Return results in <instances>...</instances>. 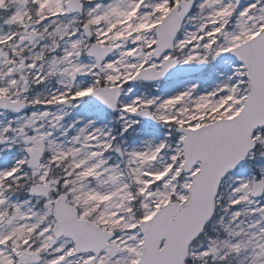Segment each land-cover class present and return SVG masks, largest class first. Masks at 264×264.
I'll use <instances>...</instances> for the list:
<instances>
[{
	"label": "snow or ice",
	"instance_id": "obj_1",
	"mask_svg": "<svg viewBox=\"0 0 264 264\" xmlns=\"http://www.w3.org/2000/svg\"><path fill=\"white\" fill-rule=\"evenodd\" d=\"M0 264H264V0H0Z\"/></svg>",
	"mask_w": 264,
	"mask_h": 264
}]
</instances>
